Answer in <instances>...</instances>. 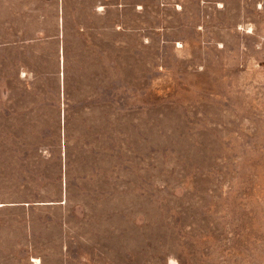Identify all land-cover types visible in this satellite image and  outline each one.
I'll return each mask as SVG.
<instances>
[{
    "label": "rangeland",
    "instance_id": "rangeland-1",
    "mask_svg": "<svg viewBox=\"0 0 264 264\" xmlns=\"http://www.w3.org/2000/svg\"><path fill=\"white\" fill-rule=\"evenodd\" d=\"M0 264H264V0H0Z\"/></svg>",
    "mask_w": 264,
    "mask_h": 264
}]
</instances>
